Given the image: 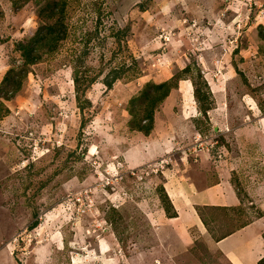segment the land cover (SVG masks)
<instances>
[{
	"label": "rangeland",
	"instance_id": "rangeland-1",
	"mask_svg": "<svg viewBox=\"0 0 264 264\" xmlns=\"http://www.w3.org/2000/svg\"><path fill=\"white\" fill-rule=\"evenodd\" d=\"M263 149L264 0H0V264H231L174 251L163 172L242 159L230 183L262 188L240 207L260 219Z\"/></svg>",
	"mask_w": 264,
	"mask_h": 264
},
{
	"label": "crops",
	"instance_id": "crops-1",
	"mask_svg": "<svg viewBox=\"0 0 264 264\" xmlns=\"http://www.w3.org/2000/svg\"><path fill=\"white\" fill-rule=\"evenodd\" d=\"M165 147L160 143L157 153L165 150ZM225 160L218 162L216 159L200 158L196 163H190L191 168H180L184 169L183 172L174 166L164 169L163 173L170 175L163 186L174 217H165L162 222L172 231L170 237H174V251L195 254L203 249L229 257L231 264H244L246 258L258 251L256 246L260 243L254 242L264 233V218H249L240 207H244V200L250 202L256 193L260 195L259 190L262 188L254 190L255 185L252 184L245 189L249 199H245V195L240 196L233 183H230V171L241 168L239 164L242 166L244 162L242 159ZM200 216L206 219L207 225ZM220 217L224 218L223 222ZM228 228L232 229L226 232Z\"/></svg>",
	"mask_w": 264,
	"mask_h": 264
},
{
	"label": "trees",
	"instance_id": "trees-1",
	"mask_svg": "<svg viewBox=\"0 0 264 264\" xmlns=\"http://www.w3.org/2000/svg\"><path fill=\"white\" fill-rule=\"evenodd\" d=\"M57 38L53 37V41H56ZM45 41V37L43 38H37L36 40H33V43L35 44L33 48H30L29 46H20L19 49L21 51H24V56L27 58V57H31L29 61H33L34 55L33 52H35L36 48L35 46L37 47V45L41 42V41ZM10 72L6 75L4 81L8 82L11 80V76L9 75ZM118 75H120V73H117L115 74V77L111 80L109 78H105L104 80V83L106 84L107 88H111L112 85H113V82L115 79L119 78ZM169 86L170 84L168 85L167 83H164V84H161V85H156L153 87V94H152V97H150L151 99H149L147 96H149L148 92H145L144 93V96H145V99H144V102L146 103H151L152 106L154 105H157V104H160V102H162L164 99L167 98L168 96V93H169ZM142 99V98H141ZM141 99H139L141 101ZM196 99L200 102V98L199 96L196 95ZM151 106V107H152ZM211 111L210 109L206 110L204 112V114H207V112ZM132 117H133V125L132 126V130H136L140 133H144L145 135H148L152 129V125H153V121H152V118H151V115H152V112L148 113L147 115L145 116H140L139 114H137V111H133L132 110V113H131ZM144 115V114H143ZM143 122H147V124L144 126L142 123ZM143 125V126H142ZM166 198L167 195H165ZM169 200V199H168ZM170 218L174 217V212H173V215L170 214L169 215ZM202 217V221L205 225H207L206 223V219L203 217V216H200ZM37 225V222H34L32 223L30 226H29V229L32 230L34 227H36Z\"/></svg>",
	"mask_w": 264,
	"mask_h": 264
},
{
	"label": "bare ground",
	"instance_id": "bare-ground-1",
	"mask_svg": "<svg viewBox=\"0 0 264 264\" xmlns=\"http://www.w3.org/2000/svg\"><path fill=\"white\" fill-rule=\"evenodd\" d=\"M102 252H104V250H103ZM105 252H106V251H105Z\"/></svg>",
	"mask_w": 264,
	"mask_h": 264
}]
</instances>
